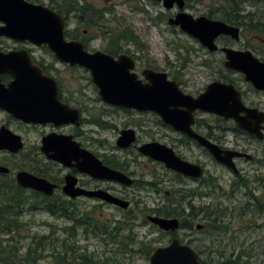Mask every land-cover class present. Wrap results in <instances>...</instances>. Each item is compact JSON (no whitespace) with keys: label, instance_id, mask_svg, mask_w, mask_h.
<instances>
[{"label":"flooded vegetation","instance_id":"obj_1","mask_svg":"<svg viewBox=\"0 0 264 264\" xmlns=\"http://www.w3.org/2000/svg\"><path fill=\"white\" fill-rule=\"evenodd\" d=\"M24 1L41 4L39 0ZM206 1L211 5L207 12H201L200 5L207 8L203 0H153V8L159 9L156 24L167 23L180 29L193 42V46L184 47V53L178 54L181 57L179 64L175 63L177 67H172L174 70L170 73L152 68L148 63L145 65L144 58L124 47L122 39L116 46L110 41L105 49L94 46L97 38L86 30L90 28L81 27V23L71 28L76 14L60 13L66 20L65 40L81 46L77 53L94 55L99 52L115 61L124 56V65L132 66L130 74L143 85L150 84L145 77L147 71L165 74L167 81L175 82L179 91L193 99L204 94L210 85H220L219 92L226 93L228 110L217 113L194 109L193 105L187 104L181 108L185 111L180 114L182 119L176 122L182 130L166 122L155 111L106 103L90 68L60 60L46 44L31 41L23 34L8 35L5 33L7 24L0 19V187L5 186H1L2 182L12 181L18 191L9 195H23L25 201L30 196H38L37 210L45 207L47 199L56 198L59 203L71 204L69 211L74 215L99 212L110 206L129 210L143 190L146 194L158 195L159 202L148 209L152 215L146 216L148 222L141 227L154 232L156 225L149 222L150 216L179 221L176 230L156 228L162 236L148 241L151 246H142L139 253L142 252L141 257L148 262L155 249L178 241L181 246H191L199 254L201 264H259L253 262L252 252L249 255L241 247L228 256L216 248L199 250L194 247L195 231L210 230L213 220L222 226L234 215L248 217L254 213L252 216L257 217V211H264V195L255 196L256 191L264 187V89L255 87L244 72L231 67L228 56L229 50L250 52L264 63V49L239 45L248 26L254 28L257 24L259 29L255 31H260V35L264 33V0ZM185 14L195 21L207 18L238 28L239 37L221 34L214 41L217 48L211 50L174 24ZM191 71L194 78L205 72L210 78L198 89L188 80ZM42 76L43 79L46 76L52 78L57 84L58 100L68 111L65 114L46 117L45 104L42 103L45 96ZM76 80L79 87L74 90L69 81ZM14 102L23 109V118L16 117L8 109ZM95 103H102L112 114L108 111L92 114ZM235 114L245 120L252 131L240 128ZM141 133H148L151 138L141 139ZM201 141L215 146L217 154ZM149 144L160 148L158 150L163 153L198 165L201 176L188 177L146 154L142 149ZM21 173L47 181L52 186V193L21 186L18 182ZM111 173H116V177H111ZM1 195L4 193L0 192ZM110 196L129 202V207L123 209L110 203L106 199ZM195 199L199 206L193 205ZM194 214H199L204 224L195 227L190 216ZM185 216L188 220L186 227ZM120 229L126 232L124 225ZM116 246L118 252L128 251V247ZM128 253L134 257L136 248ZM41 260L37 257L35 261Z\"/></svg>","mask_w":264,"mask_h":264},{"label":"rangeland","instance_id":"obj_2","mask_svg":"<svg viewBox=\"0 0 264 264\" xmlns=\"http://www.w3.org/2000/svg\"><path fill=\"white\" fill-rule=\"evenodd\" d=\"M82 4H88L89 12L83 15L81 19L77 14L75 15L76 21L72 24V29L81 23L84 26V21L92 18L96 23V27L86 29L91 32V35L96 36L94 46L105 49L110 41L113 45L116 43L108 35V30L130 31L133 33L136 42H126L122 40V44L126 48H131L132 51L137 52L144 58L143 63H148L152 68L172 72L175 65L179 64L181 57L178 54L184 53V47L193 46V42L188 38L180 29L169 26L167 23L157 25L156 16L159 9L153 8V0H80ZM195 0H189V2ZM204 5L207 6L203 9L202 5L199 8L207 12L208 7L211 5L209 1L203 0ZM43 5H55L51 0H39ZM58 4V5H57ZM57 7H62L63 2H57ZM206 10V11H204ZM89 22V21H88ZM85 29V28H84ZM83 30V28H82ZM254 28L248 26L242 34V41L239 45H245L251 49L263 50L264 49V33L259 34ZM253 32V33H252ZM260 35V36H259ZM107 39V40H106ZM120 42V40H119ZM118 42V43H119ZM172 66H171V65ZM200 72V71H198ZM194 72L191 71V77L188 78L192 82V86L198 89L202 88L208 82L210 76L208 73H198L196 78ZM69 84L76 90L79 87L78 80L69 81ZM190 87L193 90V87ZM101 111H112L105 107L102 103H95L93 105L92 114H99ZM117 114V113H114ZM126 121H129L126 119ZM141 139H149L151 135L148 133H141ZM263 146V145H262ZM261 147V146H260ZM0 192L4 195L0 196V205H3L4 198H11L15 200L18 195L11 196L9 193H17L16 184L12 181H4L1 183ZM195 186L194 184H188ZM197 187L193 188L196 190ZM140 197L135 200V204L129 210H117L113 206L104 208L99 212L92 211L86 214L90 220H96L100 225L108 227H116L117 232L113 233L114 238L110 239L109 235H104L101 231H96L92 227L86 229L77 228L76 238H65L64 234L66 229L71 234V230L67 229L72 226L70 222L62 217H55L47 213L42 206V209H34L36 204H33V209L30 204L22 206L25 214L22 218L17 220L18 229H12L9 234L0 233V243H3L4 249L0 250V264H59L56 256H63L65 249L63 248V241L67 244L75 245L74 254H68L66 257L69 264H83L84 258L81 253L87 251L88 255H92L93 260L88 261L87 264H149L148 260L141 257L140 250L151 246L148 241L154 238H160L162 235L159 233L161 230L158 226L152 225L154 232L150 233L149 228L145 229L144 222L147 221V215H152L149 208H153L159 202V197L156 194H146L145 191H140ZM259 193V194H258ZM8 194V195H7ZM264 195V187L255 196ZM197 197V194L195 193ZM13 203V202H12ZM193 205L199 206V201L195 199ZM17 210H20L21 205L15 204ZM13 208V207H12ZM149 209V210H148ZM257 217H248L238 214L234 215L227 220V224L209 225L211 228L208 231L198 232L195 231L193 241L194 247L202 249H218L230 255L234 249L239 250L243 248L244 252L251 255L253 253V262L258 261L259 264H264V211H257ZM255 215V214H254ZM85 216V215H83ZM135 220V221H134ZM192 224L195 227L199 224H204L200 216L195 219L191 218ZM150 222V221H149ZM134 224V227L131 225ZM124 225L126 232L121 231ZM114 232V231H113ZM52 235V238H59L57 247L55 249L42 247L39 245L41 236ZM128 238V239H127ZM186 239L188 237L185 236ZM117 244L123 245L122 249L128 247V251L136 248V255L134 257L126 252H118ZM134 244V245H133ZM129 246H133L129 249ZM117 251H114V250ZM56 253V254H55ZM133 254V253H132ZM258 254V255H257ZM37 257L41 258L40 262H36ZM59 260V262H58ZM58 262V263H57ZM257 263V262H254Z\"/></svg>","mask_w":264,"mask_h":264},{"label":"water","instance_id":"obj_3","mask_svg":"<svg viewBox=\"0 0 264 264\" xmlns=\"http://www.w3.org/2000/svg\"><path fill=\"white\" fill-rule=\"evenodd\" d=\"M0 19L6 22L5 33L8 35L16 37L23 34L31 41L46 44L60 60L72 64L80 63L90 68L94 82L100 88L103 100L110 105L134 108L140 111H155L161 114L166 122L181 130L182 127L176 125V122L182 119L180 114H185V111L181 108L187 104L193 105L194 109L199 108L217 113H224L228 110L225 106L226 93L224 94L222 90L221 93L219 92L220 85L218 84L210 85L204 94L193 99L179 91L175 82L167 81L165 74L147 71L145 77L150 84L143 85L141 81H137L135 75L130 74L132 66L124 65V60H126L124 56L115 61L113 57L99 52L94 55L77 53V48L81 46L78 47L76 46L77 43H68L65 40V18L49 6L34 5L24 0H0ZM174 24L179 25L184 32L200 40L204 46L211 50L217 48L214 41L221 34L239 37L238 28L207 18L195 21L190 15L185 14V16L178 18ZM228 56L231 67L244 72L247 75V80L255 87L264 89V63L259 62L250 52L240 53L229 50ZM76 57L80 59H76ZM247 65L250 67L247 68ZM41 79L45 81V96L42 103L45 104L46 117L68 112L66 106L58 100L57 84L54 80L47 76L44 79L42 76ZM8 109L16 117H24L23 109L18 108L15 102ZM235 119L240 128L252 131L245 120L239 118L238 114H235ZM201 142L217 154L215 146L212 147L208 142ZM158 149L155 145L149 144L144 146L142 150L146 154L163 161L169 168L188 177L199 178L201 176V168L198 165L182 161L173 154L163 153ZM112 175L111 177H116V173ZM18 182L25 188L35 189L46 194L52 193V186L47 181H42L26 173H21L18 176ZM106 199L123 209L129 207L127 201L112 196ZM149 221L165 231L179 228L177 219L150 216ZM149 264H201V262L199 261V254L191 246H181L178 241H174L168 247L155 249L151 254Z\"/></svg>","mask_w":264,"mask_h":264},{"label":"trees","instance_id":"obj_4","mask_svg":"<svg viewBox=\"0 0 264 264\" xmlns=\"http://www.w3.org/2000/svg\"><path fill=\"white\" fill-rule=\"evenodd\" d=\"M53 3H55V5H51V7L55 10H57L59 13L63 14V15H67V14H78L79 19H81L83 17V15L88 14L89 12V7L88 4H82L80 0H51ZM57 2H63L62 7H57ZM57 4V5H56ZM89 21V22H88ZM84 21V26L86 28H91V27H96V23L94 22V20L92 18H88ZM255 25V29H259L257 27V24ZM108 36L111 39H114L113 41H115L116 43L114 44L115 46L118 44L119 39L122 40H126V42H136V38H134L133 33L130 31H120V30H113V29H109L108 31ZM18 191V190H16ZM26 198L23 195H19L15 200L11 199V198H4L3 201V205H0V233L2 234H9L11 232L12 229L17 230V220L18 217L21 218L24 215V211L22 210V206L26 205V204H33L35 201H38V196H30V198L25 201ZM13 202V203H12ZM15 204H19L21 205L20 210H17L15 207ZM45 207L44 209H46L45 211L47 213H49L52 216L55 217H62L67 219L68 222H72L74 224H71L72 226H69V230H71V234L69 235L68 231L66 229H64L65 233L61 234V235H65V238H76V229L77 228H82V229H87L89 227H92L93 229H95L96 231H101L104 235H109V238L112 239L114 238L113 233L117 232V228L116 227H106L105 225H100V223L96 220H90L88 218V216H83V215H79L76 214L74 215L73 211H69L72 208L71 204H66V203H59V201L55 198V199H47L45 201ZM13 207V208H12ZM31 208L33 209V205H31ZM35 209V208H34ZM159 216H161V212L158 211L157 212ZM199 214H194V215H190L191 218L195 219ZM189 216V217H190ZM212 218H214L213 215H210ZM255 217V216H254ZM188 220H186V216H185V227ZM216 224L215 221L213 220L212 225ZM74 225V226H73ZM114 231V232H113ZM52 235H44L41 236V238H39L40 243L39 245L44 247H47L48 245L49 248H53L55 249V247H57V241H59V238H52ZM128 239V238H127ZM75 245L74 244H67L65 242V240L63 241V248L65 249L64 255L63 256H59L58 254H56L57 258L59 260H61V262H59V264H69L67 263L66 257L68 254H74L73 252H75ZM4 249V245L3 243H0V250ZM81 256L84 258V262L83 264H87L88 261L93 260L92 255H88L87 251H84L83 253H81ZM88 258H87V257ZM57 262V263H58ZM7 264V263H6ZM205 264V263H204Z\"/></svg>","mask_w":264,"mask_h":264}]
</instances>
